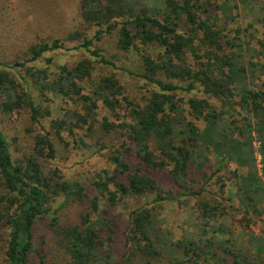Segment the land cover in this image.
Listing matches in <instances>:
<instances>
[{
  "label": "trees",
  "instance_id": "1",
  "mask_svg": "<svg viewBox=\"0 0 264 264\" xmlns=\"http://www.w3.org/2000/svg\"><path fill=\"white\" fill-rule=\"evenodd\" d=\"M217 1L78 0L77 30L63 40L32 45L23 62H0V115L27 111L30 125L40 130L28 148L22 149L16 137L9 141L0 128V238L6 235L0 249L3 264H31V256L45 264L41 245L47 235L64 264H121L112 237L106 235L111 232L106 207L149 194L156 202L200 196L209 180L210 153L219 163L247 170L246 176L233 172L238 179L233 196L245 210L251 206L252 212L264 214L257 208L264 197V82L261 88L255 86V80L264 75V62H259L260 57L264 59V46L253 53L243 46L239 30L231 31L234 36L226 32L218 24V13L212 15L211 9L230 23L237 6L231 4L234 0ZM261 5L264 27V2ZM90 28H96L97 39L111 36L117 53H135L139 72L117 68L113 59L92 49L93 42L86 37ZM64 41H79L78 47L89 58L62 65L54 74L27 66L45 53L66 50ZM95 64L139 77L154 90L143 104L133 102L112 73L95 77ZM14 67L24 69L28 80L23 76L17 80L11 72L19 73ZM196 90L203 96L185 100L181 95ZM48 95L75 107L51 119L46 129L41 120L51 117L49 107L43 105L51 101ZM100 109L116 121L106 115L99 120ZM121 109L123 115L118 114ZM96 125L99 132L116 135L117 148L109 156L113 171L97 176L90 198L81 182L67 181L58 168L45 163L55 160V139L65 147L90 149L84 139L101 135L94 134ZM78 132L83 135L76 140ZM62 134L73 141H65ZM254 141L262 177L255 167ZM99 146L104 149L103 144ZM119 175L125 181L118 180ZM57 199L62 202L51 211ZM102 201L105 207L100 209ZM73 203L88 204L76 224L61 214ZM224 209L220 204L200 202L195 233L170 243L180 254L168 264H264V238L257 240L259 252L251 253L238 238L222 239L232 235L228 226L210 224L225 214ZM153 210L130 213L123 256L128 264H158L162 258L154 242ZM41 226L44 232L40 235ZM250 237L253 242L254 236Z\"/></svg>",
  "mask_w": 264,
  "mask_h": 264
},
{
  "label": "rangeland",
  "instance_id": "2",
  "mask_svg": "<svg viewBox=\"0 0 264 264\" xmlns=\"http://www.w3.org/2000/svg\"><path fill=\"white\" fill-rule=\"evenodd\" d=\"M78 0H0V62L8 65H13L15 62H23L27 57V51L32 45H37L43 42H52L54 39H65L68 34L78 29L76 26L79 21L77 13ZM218 3L222 0L217 1ZM264 0H234L231 4H236V9H232L234 20L230 23L215 8L211 9V14L218 13V24L225 27L226 32L239 30V37L242 39L243 46L250 49L253 53L262 51L261 44L264 46V27L261 22L263 18V8L261 3ZM96 28L86 30V37L92 40V49H97L103 52L107 59L112 60L118 66L127 68L135 72L138 71V56L135 53L122 54L117 53L114 45V40L111 36L102 35L97 39L94 32ZM231 35L235 34L231 32ZM115 39V38H114ZM79 41H64L66 50L54 51L45 53L40 59L27 66L46 69L49 74L57 72V68L62 65L71 66L81 59L89 58L85 49L78 47ZM248 44V46H247ZM249 54V53H248ZM50 59L51 62L47 63ZM253 61H256L253 58ZM260 63L264 62L263 57L259 59ZM19 73L11 71L15 78L21 80L23 76L25 81L28 80L25 75V70L19 67H14ZM112 73L117 77L120 84L123 86L124 94L139 104H143V99L148 95L154 87L146 84L139 77L131 76L120 69L113 70L109 67H102L95 64L94 76L105 75ZM264 82V75L259 76L255 80V86L261 88V83ZM35 95V93H34ZM186 100L192 96L202 97V92L199 90L191 93L181 94ZM50 102L43 103L49 107L51 117L41 120V124L49 129V121L61 117L66 111L73 110L74 104L70 101L61 98H55L48 95ZM118 114L123 115L124 110L118 111ZM108 116L110 120L117 119L114 115H110L108 111L100 109L98 111V119L103 116ZM0 128L4 131L7 139L12 140L16 137L18 148L26 149L32 141L34 134L40 132L38 126L33 127L29 123V115L27 111L15 113L11 117L0 115ZM31 129V132H27ZM95 135L91 138H85L84 141L89 143L90 149L65 147L62 142L54 140L56 157L53 162L45 163L49 168H58L60 175L67 181H79L86 188L87 195L92 198L94 190L92 187L93 181L97 179L99 174L108 171H113V165L109 161V156L117 147L116 135H108L99 132L98 125L95 126ZM93 134V135H94ZM102 134H105L104 137ZM83 134L78 132L75 139L78 140ZM63 139L67 142H72L73 138L62 134ZM97 141L100 142L97 144ZM100 144H103L104 149H100ZM253 148L255 149L256 169L258 176L262 177L261 173V156L257 153L258 143L254 141ZM20 155V154H18ZM211 166L207 170L209 180L205 185V191L197 197H185L178 201H159L154 200V195L137 198L125 199L119 202L116 206L106 207L108 218L110 221V235L112 237L111 244L117 256V260L121 264H128L125 261L124 252L125 233L129 224L130 213L140 209H154L153 215L155 220L154 226V242L162 251V258L158 264H168L179 259V254L175 252L170 243L183 240L184 237L195 233V225L198 220L200 202H209L211 205L220 204L225 208V214L220 218L212 221L210 224H222L231 229L232 235L224 236L222 239H237L243 249L256 253L259 252L260 244L257 240L264 238V214H256L252 212V208L247 210L242 207L238 199L234 198L236 192L235 183L238 179L233 175L236 172L238 175L246 176V169H239L232 163H219L213 153L208 154ZM219 168V170H218ZM211 176V177H210ZM120 181H125L124 175H119ZM264 181V179H263ZM224 184V187H222ZM1 192V191H0ZM233 196V197H232ZM229 199L231 201H229ZM234 200V201H233ZM62 202V199H57L51 204V211ZM102 209L105 207V201H102ZM88 204L82 205L73 203L67 209L61 212L64 219L72 224L80 222V217L88 208ZM258 209L264 210V197ZM60 213V212H59ZM104 215V214H103ZM250 229V230H249ZM249 230V231H248ZM39 234H43V226L39 227ZM250 234L254 239L249 242ZM0 238V249L4 244L6 235ZM45 264H64L61 253H58L54 245L51 243L49 236H45ZM49 239V240H48ZM256 239V241H255ZM249 243H248V242ZM123 260V261H122ZM31 264H38L37 257L31 256ZM131 263L136 264L134 261ZM0 264H3V257L0 256ZM206 264V263H202Z\"/></svg>",
  "mask_w": 264,
  "mask_h": 264
}]
</instances>
